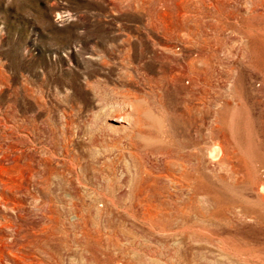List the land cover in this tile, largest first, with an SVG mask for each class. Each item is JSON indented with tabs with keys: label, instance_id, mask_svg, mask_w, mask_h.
<instances>
[{
	"label": "rangeland",
	"instance_id": "1",
	"mask_svg": "<svg viewBox=\"0 0 264 264\" xmlns=\"http://www.w3.org/2000/svg\"><path fill=\"white\" fill-rule=\"evenodd\" d=\"M130 97L158 141L111 118ZM16 252L264 264V0H0V264Z\"/></svg>",
	"mask_w": 264,
	"mask_h": 264
},
{
	"label": "bare ground",
	"instance_id": "2",
	"mask_svg": "<svg viewBox=\"0 0 264 264\" xmlns=\"http://www.w3.org/2000/svg\"><path fill=\"white\" fill-rule=\"evenodd\" d=\"M126 101L128 103L124 105L121 111L118 114L113 115L111 118L119 122L121 126L124 128L128 127L129 129L138 130V132L141 131L142 133L145 132V129L143 128L144 126H147V125L156 126L160 130L158 133L155 134L152 132L151 133L148 132V133L143 134V136L146 138L148 143L153 142V141H158L159 140L158 134L163 131L162 129L164 126V120L161 117L154 116V112L150 108L153 106H150V104L145 105L143 102H140L139 98L137 97H135L134 99H132V97L127 98ZM217 151L222 152L224 156L226 155L224 146L220 143H217L216 147L212 148L211 152H209V156L214 161L217 159ZM259 182H260L259 177H256V176L253 177L252 183L254 184V186H256V184H258ZM145 214L149 218L155 219L160 215V210L158 209L153 210L152 208H148L146 209ZM98 239L99 238H97V240ZM16 255L19 259V262L22 261L23 264H35L31 262L32 258H36L35 256H31L25 253H20L19 254L20 256H18L17 252H16ZM26 258L28 259V262L24 261V259ZM37 260L40 262L39 259ZM113 264H125V263L122 259L115 258Z\"/></svg>",
	"mask_w": 264,
	"mask_h": 264
}]
</instances>
